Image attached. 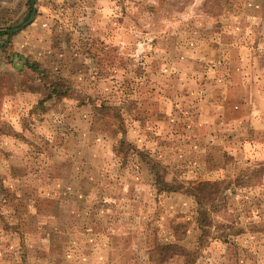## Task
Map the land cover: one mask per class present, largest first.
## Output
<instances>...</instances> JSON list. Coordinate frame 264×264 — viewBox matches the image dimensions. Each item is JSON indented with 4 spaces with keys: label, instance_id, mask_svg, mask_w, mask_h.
Returning a JSON list of instances; mask_svg holds the SVG:
<instances>
[{
    "label": "rangeland",
    "instance_id": "374dc122",
    "mask_svg": "<svg viewBox=\"0 0 264 264\" xmlns=\"http://www.w3.org/2000/svg\"><path fill=\"white\" fill-rule=\"evenodd\" d=\"M35 6L0 0V264H264V0Z\"/></svg>",
    "mask_w": 264,
    "mask_h": 264
},
{
    "label": "trees",
    "instance_id": "16d2710c",
    "mask_svg": "<svg viewBox=\"0 0 264 264\" xmlns=\"http://www.w3.org/2000/svg\"><path fill=\"white\" fill-rule=\"evenodd\" d=\"M29 17L30 16H28V19ZM5 34L10 35L13 33H9V31H0V36L5 35ZM31 67L35 70H40L38 63H32ZM152 169L154 173L155 184L159 189L164 190L166 192L167 191L170 192V191H176L181 187L180 185L175 186L166 180L164 173L161 170L162 165L159 162L154 161L152 163ZM213 186L214 185H209L207 183H199L198 187L196 188V191L193 193L197 200V203L199 204L201 208L203 207L204 201L206 200L204 190H206L207 187H209L208 190H210V192L213 193V188H214ZM3 189H5L4 184L0 178V194H1V191H3ZM155 248L157 252L160 251L161 253H163V255H166L168 252L174 251V250L176 251V249H179L181 247L175 244H167L163 246L157 245Z\"/></svg>",
    "mask_w": 264,
    "mask_h": 264
},
{
    "label": "crops",
    "instance_id": "0c3cea01",
    "mask_svg": "<svg viewBox=\"0 0 264 264\" xmlns=\"http://www.w3.org/2000/svg\"><path fill=\"white\" fill-rule=\"evenodd\" d=\"M24 233L25 232L23 231V232H21V235L17 234L19 236L17 244L20 245L19 246V258H20V260L17 262L21 261V262H25L24 264H31V261H29V257H28L29 253L27 256L25 254L24 246L26 247L25 239H26L27 235H24ZM40 247L43 248L44 252H45V250L49 251V253H50L49 258H51V260L49 261V259L47 257H45V255H34L35 256V264H46L47 262L48 263L49 262L60 263V261H62L63 255L65 254V252H58L55 250L54 251L51 250L53 248H52L50 242L49 243H42V246L40 245L39 248ZM41 251H42V249H41ZM21 254H23V255H21Z\"/></svg>",
    "mask_w": 264,
    "mask_h": 264
},
{
    "label": "water",
    "instance_id": "95a60500",
    "mask_svg": "<svg viewBox=\"0 0 264 264\" xmlns=\"http://www.w3.org/2000/svg\"><path fill=\"white\" fill-rule=\"evenodd\" d=\"M31 2H32V5H33V14H32L30 19L26 23H31L32 22L35 14H36V11H37L36 6H35L36 0H31Z\"/></svg>",
    "mask_w": 264,
    "mask_h": 264
}]
</instances>
